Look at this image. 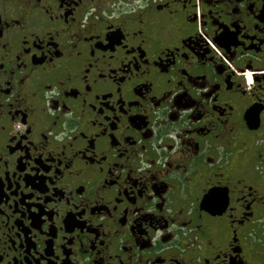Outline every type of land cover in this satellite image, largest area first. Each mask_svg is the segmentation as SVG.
<instances>
[{
    "label": "flooded vegetation",
    "instance_id": "obj_1",
    "mask_svg": "<svg viewBox=\"0 0 264 264\" xmlns=\"http://www.w3.org/2000/svg\"><path fill=\"white\" fill-rule=\"evenodd\" d=\"M0 264H264V0H0Z\"/></svg>",
    "mask_w": 264,
    "mask_h": 264
}]
</instances>
